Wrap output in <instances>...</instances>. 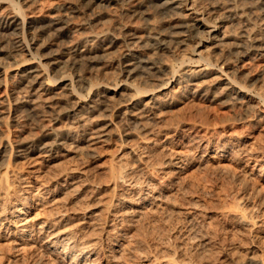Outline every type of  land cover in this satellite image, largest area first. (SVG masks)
<instances>
[{"label": "rangeland", "instance_id": "374dc122", "mask_svg": "<svg viewBox=\"0 0 264 264\" xmlns=\"http://www.w3.org/2000/svg\"><path fill=\"white\" fill-rule=\"evenodd\" d=\"M144 1L0 0V15L14 16L13 6L17 4L26 19L25 25L22 20L17 21V30L0 29V47L11 44L14 33H23L34 53L31 56L25 51H13L17 53L15 60L0 53V61L6 67V80L0 78V177L7 172L9 185L8 191L0 189V205L4 193L8 192L7 198L20 197V202L27 205L25 214L29 229L23 239H15L14 229L0 216V264H67L46 249V241L65 230L77 236V247L95 241L97 259L94 264H155L169 257L172 264L191 261L197 264L255 261L264 264V153L260 152L264 147V102L245 109L218 95L209 85H205L207 94L202 97V94L197 95L199 89L185 88L184 82L175 84L173 72L180 75L185 69L188 72L198 69L193 65L182 70L181 66L183 60L195 59L191 55L198 41L196 37L182 44H165L166 48L163 45L157 50L152 47L135 51V61L149 58L162 67L161 77H172L166 86L173 91L168 98H163V105L141 118L142 125L137 128L130 130L129 125L116 119V126L111 128L106 141L98 143L91 152L74 147V140L83 129L79 124L72 125L69 139L56 142L54 137L47 136L50 129L57 128L55 132L59 134L70 124L71 119L66 118L63 111L72 104L59 101L55 105L49 102V105L44 102L43 95L33 102L34 105L29 104L26 102L28 92L22 84L14 83L15 70L45 63L43 53L48 49H62L73 39L104 31L108 34L105 37L117 39L111 47L95 51L102 57L99 62L87 63L81 67L82 71L78 70L83 80L78 82L79 87L75 86L77 92L71 101L86 103L94 99L95 94L102 93L103 84L94 76L101 69L111 73L120 86L131 83L141 92L149 90L153 83L142 76L125 80L121 75L124 44L150 41V37L167 40L170 26L184 21L186 0H175L183 3L175 20L164 19L159 13L156 6L163 0L154 1L152 5L156 6L149 8L147 14L132 16L138 2ZM252 1L196 2L203 8V14L213 10L222 13L218 10L220 2L233 4L239 13H231L232 16L224 21L226 31L239 34L247 25L252 35L261 39L264 38V0ZM70 10L77 12L68 15ZM54 14L65 18V34L55 36L50 27ZM206 16L209 21L210 16ZM30 26L38 28L33 32L28 29ZM228 57L230 61L223 69H237L236 80L240 85L252 93L264 92V50L262 56L251 54L238 61L231 55ZM61 70L62 74L50 72L49 78L65 75L67 80L76 74L73 69ZM89 79L91 84L87 83ZM53 83L59 84V79ZM148 94H141V100H147ZM54 111L60 112L56 121L51 119ZM225 142H233L231 148L234 150L229 158H222L220 152H216L222 147L220 144L226 145ZM8 143L13 149L10 159ZM31 145L32 150H22ZM120 154H123V163L132 167L136 178L142 179L139 182L151 183L153 192L161 196L158 207L142 210L135 221L121 217L123 211L129 210L127 201L134 196L123 185L114 187L112 184L111 173L118 165ZM0 180L3 185L4 181ZM110 205L114 207L112 210H108ZM83 209L96 211L97 215L88 218L83 215ZM241 210L253 213H249L251 226L245 228L238 224ZM61 212L68 215L65 221L54 223L47 232L37 228L38 222L47 216Z\"/></svg>", "mask_w": 264, "mask_h": 264}, {"label": "bare ground", "instance_id": "6f19581e", "mask_svg": "<svg viewBox=\"0 0 264 264\" xmlns=\"http://www.w3.org/2000/svg\"><path fill=\"white\" fill-rule=\"evenodd\" d=\"M94 1L96 0H89V3ZM98 1L108 2L109 0ZM154 1L157 0H145L144 2H138L135 9L131 12L133 14L132 16L135 17L138 15L147 14L148 9L152 8V3ZM196 1L197 0H186V2H184L186 3V14L182 16L184 18V21H178L176 24L170 26V30L166 33V38H168L167 40L161 37H150V41H141L137 44H130L129 42H125V50L122 54V62H120L119 71L121 75L125 77V80L135 75H140L143 77L142 79L145 78V80L147 79L148 82H152L153 84L151 88L149 87L150 89L145 92H141L139 88L134 87L131 83H123L122 86L118 85V82L113 80L111 73L105 72V70L101 71L103 69L100 68L101 70H98V72H96L97 74H94V76H98L97 80L99 81V83L103 84V87L101 86L102 93H94V99L86 103L77 104L71 101L72 97H74L75 95V92H77L75 86L79 87L78 82L83 80V77L80 76L81 73L79 74L78 70H80L81 67H83L84 65H87V63L92 64V62H99L102 57H100L101 55L98 56L97 54H95V51L97 49L111 47L112 45H114L115 40L117 39L114 36L105 37L104 35L107 36L108 34H104V31L103 33H99L95 36H85L84 38L82 37L79 39H73V41H71L69 45L62 49H48L45 54L43 53V55H45V63H41L40 65L36 64L28 67L23 66L24 68L16 69L13 76H10L14 78V83L18 85L22 84L23 89L25 88V90L28 92V99L26 100L27 103L33 104L34 101L40 99V95H43L44 99H42L44 100V102H48V104L50 102V104L55 105L59 101H63V103L66 102L72 104L70 105V107L67 106L65 111L61 110L63 111V114L66 118L71 119V125L69 124L68 126L64 127L59 134L55 132L57 128L54 131H52L53 129H50L51 132L48 131L49 133L47 134V136L54 137V141L56 140V142L62 139H69L72 136V125L79 124V126H82L81 128L83 129L82 133L78 135V139L74 140V147L78 149L81 148L83 149V151H90L98 143L104 140L106 141L110 134L111 128L116 126V123L114 122L116 119H119V121H122L126 125H129L130 127L128 126V129L130 130L135 127L137 128L138 125H142L140 123L141 118L147 117V112L149 113L150 110L156 108V106L163 105V98H168L170 93L173 91L172 87L170 89L166 86V84L172 77L175 78V84H180V82H184L185 84L183 87L185 88L189 87L191 89H199V92L197 93L198 96L202 94V97H206L207 88H205V85H209L208 87L213 88L216 92L218 91V95L224 96L226 100H230V102L237 103L239 106L245 109L246 107H251L252 105H261L262 102H264V92L257 91L255 93H252L251 90H247V88L240 85V83H238V81L236 80V75H238L236 74L237 69L236 71H226L225 69H223V67L226 65L227 62L230 61V58L228 57L229 55H231V57L235 61H238L240 58L249 57V55L251 54H256V56H262L264 50V38L260 39L254 37L252 35L251 28L247 25H245L244 28L239 31V34L235 33V35L237 34V36L232 34V32H229L230 30L226 31L227 29L225 28L224 21L232 16L230 15L231 13H239V11H237L238 9L235 8L233 4L229 2L227 4H225L224 2H220V4L218 5V7L220 6L218 10H222V13L219 12L218 14V12H215L216 10H213L207 12V14H203V8L199 6ZM257 1L258 0H254L252 1V3H255ZM13 7V11L16 12L13 13L14 16L8 17L11 15H0L1 30H17V26L19 24V22L17 23V21L19 20H22L23 24L25 25L26 19L22 8L17 4H15ZM156 7L159 8V13L161 15H164V19L175 20L180 15L178 11L183 7V3H177L175 0H163V2ZM76 12L77 11L75 10H70L68 15L70 13L72 14ZM206 15L210 16L209 21H207ZM50 25L49 26L55 32V36H60L61 34L66 33L67 26L65 25H67V22L64 17L54 14L51 19ZM32 26L28 27V29H33V32L36 31L38 27ZM41 29L42 27L40 26L39 30ZM163 31L164 30H161V32ZM13 35L15 37H13L11 44H8L7 46H1L0 53H2L4 57H12L11 59H14V56L18 53V51H25L28 55L33 56L34 53H32L31 51L32 48L26 40L27 38L24 36V34L22 33V35H15L14 33ZM159 35L162 36L161 34ZM191 37H196L198 39L192 50L191 55L195 57V59H188L185 61L183 60L181 62V66L184 67L182 68L183 70L187 67H193L194 65V67H198L197 70L193 68L188 72L185 69L186 71L184 70V72L180 75H177L175 74V72H173L172 77H170L169 79L167 77H161L163 69L157 62L151 61L149 60V58L145 61H135V51L140 48L151 50L152 47H155L157 50L158 47L163 48V45L165 47V44H182L184 40ZM5 48L8 49L6 50ZM13 51H17V53H13ZM212 58L213 61H211ZM199 63L202 64L198 65ZM195 64L197 66H195ZM62 68L73 69L76 72L74 78H69L66 80L65 75H59L58 77L56 76V78H49L50 72L53 71H58L59 74H62L64 72L63 70H61ZM5 75L6 67L0 61V78L3 77V81L6 80ZM46 78H48L49 82L46 81ZM56 79H59V84L53 83L56 82ZM87 83L91 84L90 79ZM143 93H149L148 95H146V97H148L147 100H141V94ZM70 101L72 103H70ZM59 113V111H54V115L52 116L54 118L51 119L53 121H56L59 116ZM225 143L226 145L220 144V146L222 147H219L216 152H220L219 156L222 158H229L231 157L234 150H232L233 147L231 148L233 142ZM223 145L225 147H223ZM8 146L10 150V159V155L13 149L10 143H8ZM33 148L34 147L31 145L26 147L25 149L23 148L22 150H24L25 152V150H32ZM242 150L245 151V149ZM260 152L264 153V147ZM122 159L123 154H120L117 160L118 165L115 169H113L111 173V178L114 182L112 184H114V187L118 184L121 186L123 185V187H125V189L128 190L134 196L132 200L127 201V203L130 204V207H128L129 210L126 209L127 211H123L121 217L126 218V220L127 218H129L135 221L136 218H138L142 213V210L146 208L152 209L153 207H158L161 202V196L153 192L154 189L151 187V183L139 182L142 179L140 178L141 180H138L134 174L135 172L132 170V167L129 168L128 165L123 163L124 161ZM6 174L7 172H5V174L0 177V179L4 181L3 185L0 183V189H5L8 191L9 185L7 183L8 181L6 182ZM7 193H4V195L2 196V201L0 205V216L4 218L3 221H5V223L9 227L14 229L12 230L13 237L15 239L21 240L26 234H28L29 231L28 224L26 223L28 221L25 214L27 205L25 206L20 202V197L19 199L7 198L6 196L9 195ZM112 208L114 207L110 205L108 207V210H112ZM81 211H84L83 215L88 218L97 215L96 211H90L89 209H83ZM250 211L253 212L254 210L251 209ZM240 212V215H238V224H240L241 226H245V228L251 226V215L253 213L251 214L249 212L251 214L250 215L249 213H245L242 210ZM67 216L68 215L66 213L62 212L59 214L49 215L44 221H41L40 223L38 222L37 228L42 232H47L52 227V225H54V223L59 224L65 221ZM46 242H48L46 244V249L48 250V253L56 256V258L65 260L67 264H94L93 261H95L94 259L97 257V244H95V241L92 244H90V242L89 244H84L81 247H77L76 245L78 239L72 231L65 230L64 232H58L54 234L53 237L49 238ZM155 264H172V259L170 260L169 257V260L166 259L162 262H156ZM185 264L197 263H193L191 261ZM246 264L259 263L255 261Z\"/></svg>", "mask_w": 264, "mask_h": 264}]
</instances>
